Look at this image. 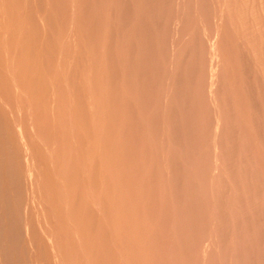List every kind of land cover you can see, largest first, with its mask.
<instances>
[{
    "label": "rangeland",
    "instance_id": "374dc122",
    "mask_svg": "<svg viewBox=\"0 0 264 264\" xmlns=\"http://www.w3.org/2000/svg\"><path fill=\"white\" fill-rule=\"evenodd\" d=\"M64 1L0 0V264H264V0Z\"/></svg>",
    "mask_w": 264,
    "mask_h": 264
},
{
    "label": "bare ground",
    "instance_id": "6f19581e",
    "mask_svg": "<svg viewBox=\"0 0 264 264\" xmlns=\"http://www.w3.org/2000/svg\"><path fill=\"white\" fill-rule=\"evenodd\" d=\"M64 1V0H63ZM71 1V0H70ZM70 1H68V0H65L64 2H63V4H64V6H65V8H67L68 7V5H70L69 3H70ZM31 2V1H30ZM67 2H68V5H67ZM1 6V5H0ZM63 6V7H64ZM71 6V5H70ZM70 9V8H69ZM2 10V9H1ZM68 11V10H67ZM39 12V11H38ZM37 13V12H36ZM68 12H66V14H67ZM70 14H71V11H70ZM36 15V14H35ZM41 15V14H40ZM2 16V15H1ZM39 16V15H38ZM69 16V15H68ZM4 17V16H3ZM36 17H37V15H36ZM41 17V16H40ZM64 17V16H63ZM70 17V16H69ZM23 18V17H22ZM66 18H68V17H66ZM65 18V19H66ZM24 19V18H23ZM69 20H71L70 18H69ZM4 21V20H3ZM68 21V20H67ZM1 22V21H0ZM32 25V24H31ZM16 26V25H15ZM39 27V26H38ZM8 28V27H7ZM14 28V27H13ZM67 28V27H66ZM10 29V28H9ZM34 29V28H33ZM37 29V28H36ZM19 30V29H18ZM35 30V29H34ZM38 30V29H37ZM67 30V29H66ZM1 29H0V33H1ZM6 31V30H5ZM63 31V30H62ZM17 32V31H16ZM22 32V31H21ZM65 32V31H64ZM12 33H14V32H12ZM4 34V33H3ZM6 32H5V36H6ZM19 34V33H18ZM33 34V33H32ZM67 34H68V32H67ZM62 36H63V34H62ZM71 36V35H70ZM35 37V36H34ZM58 38V37H57ZM77 38V37H76ZM60 39H62V38H60ZM59 39V40H60ZM64 39H67V38H64ZM57 41V42H61L62 43V40L61 41ZM68 40V39H67ZM25 42V41H24ZM67 42V41H66ZM10 42L9 41H6V40H4V41H1V39H0V55L2 54L1 53V51H6V49L5 48H8V44H9ZM24 44V43H23ZM13 45V44H12ZM59 46H60V44H59ZM63 46V45H62ZM67 46V45H66ZM24 49V48H23ZM15 50V49H14ZM25 50V49H24ZM59 50H61V49H59ZM8 51H9V49H8ZM60 53V52H59ZM56 54V53H55ZM69 54V53H68ZM53 55V54H52ZM59 55V54H58ZM70 55V54H69ZM72 55V54H71ZM1 57V56H0ZM8 61V60H7ZM54 64V63H53ZM14 65V64H13ZM50 66V65H49ZM67 68V67H66ZM74 71V70H73ZM6 73V72H5ZM8 73V72H7ZM12 75V74H11ZM89 79V78H88ZM12 80V79H11ZM59 82V81H58ZM9 83V82H8ZM90 83V82H89ZM3 89V88H2ZM80 90V89H79ZM49 92V91H48ZM31 94V93H30ZM73 95V94H72ZM38 96V95H37ZM3 100V99H2ZM21 101V100H20ZM44 103H45V101H44ZM3 105V104H2ZM44 105V104H43ZM42 105V106H43ZM8 107V106H7ZM45 107V106H44ZM16 110V109H15ZM29 112V111H28ZM60 112V111H59ZM73 113V112H72ZM49 114V113H48ZM47 114V115H48ZM4 116V115H3ZM11 117V116H10ZM49 117V116H48ZM91 117V116H90ZM12 118V117H11ZM23 118V117H22ZM33 119V118H32ZM56 121V120H55ZM61 121V120H60ZM90 122V121H89ZM59 123V122H58ZM65 123V122H64ZM21 124V123H20ZM14 125V124H13ZM54 125V124H53ZM8 126H10V125H8ZM12 126V125H11ZM92 126V125H91ZM17 127V126H16ZM15 127V128H16ZM13 128V127H12ZM11 128V129H12ZM19 128V127H18ZM10 129V128H9ZM15 130V129H14ZM20 130V129H19ZM23 131V130H22ZM19 132V131H18ZM10 133V132H9ZM8 133V134H9ZM15 133V132H14ZM11 134H12V132H11ZM17 134V133H16ZM10 136V135H9ZM82 136V135H81ZM11 139H12V137H11ZM19 139V138H18ZM82 139V138H81ZM23 141V140H22ZM83 142V141H82ZM21 143V142H20ZM48 146V145H47ZM30 148V147H29ZM49 148H50V146H49ZM48 148V149H49ZM65 148H67V147H65ZM83 150V149H82ZM15 151V150H14ZM84 151V150H83ZM11 152V151H10ZM19 152V151H18ZM30 152V151H29ZM47 152V151H46ZM80 153V152H79ZM82 153V152H81ZM80 153V154H81ZM49 154V153H48ZM31 155V154H30ZM4 156V155H3ZM69 156V155H68ZM25 157V156H24ZM75 157V156H74ZM82 157V156H81ZM61 158V157H60ZM86 159V158H85ZM58 161V160H57ZM48 162V161H47ZM55 162V161H54ZM26 164V163H25ZM86 164V163H85ZM22 165V164H21ZM49 165V164H48ZM52 168V167H51ZM50 169V168H49ZM64 169V168H63ZM52 171V170H51ZM54 171V170H53ZM86 172V171H85ZM21 173V172H20ZM57 173V172H56ZM69 173V172H68ZM61 174V173H60ZM77 174V173H76ZM56 175V174H55ZM63 175V174H62ZM6 176V175H5ZM67 176V175H66ZM28 177V176H27ZM10 178V177H9ZM20 178V177H19ZM23 178V177H22ZM32 178V177H31ZM55 178V177H54ZM88 179V178H87ZM7 180V179H6ZM8 181V180H7ZM14 181V180H13ZM25 181V180H24ZM84 181V180H83ZM26 182V181H25ZM66 183V182H65ZM62 186V185H61ZM84 187V186H83ZM68 188V187H67ZM68 190V189H67ZM4 191V190H3ZM91 191V190H90ZM65 192V191H64ZM14 194V193H13ZM83 195V194H82ZM58 196V195H57ZM79 196V195H78ZM66 197V196H65ZM5 198V197H4ZM12 199V198H11ZM5 201V200H4ZM1 202V201H0ZM57 207V206H56ZM19 208V207H18ZM14 210V209H13ZM91 210V209H90ZM66 212V211H65ZM11 214V213H10ZM65 216H66V214H65ZM74 217V216H73ZM75 218V217H74ZM33 219V218H32ZM13 222V221H12ZM5 225V224H4ZM55 225V224H54ZM68 225V224H67ZM35 226V225H34ZM33 226V227H34ZM66 226V225H65ZM72 226V225H71ZM4 228V227H3ZM35 231V230H34ZM10 232V231H9ZM38 235V234H37ZM47 237V236H46ZM39 238V237H38ZM35 240V239H34ZM48 241V240H47ZM39 242V241H38ZM45 242V241H44ZM36 243V242H35ZM40 245V244H39ZM22 247V246H21ZM9 248V247H8ZM100 250V249H99ZM41 251V250H40ZM39 252V251H38ZM48 252V251H47ZM42 253V252H41ZM50 254V253H49ZM72 254V253H71ZM25 255V254H24ZM45 255V254H44ZM11 256V255H10ZM3 257V256H2ZM95 258V257H94ZM47 262V261H46ZM49 263V262H48ZM58 263V262H57Z\"/></svg>",
    "mask_w": 264,
    "mask_h": 264
}]
</instances>
